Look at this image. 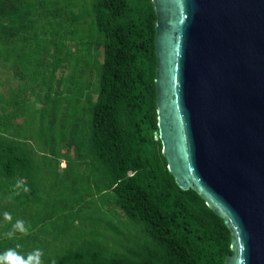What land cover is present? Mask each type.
<instances>
[{"label": "trees", "instance_id": "16d2710c", "mask_svg": "<svg viewBox=\"0 0 264 264\" xmlns=\"http://www.w3.org/2000/svg\"><path fill=\"white\" fill-rule=\"evenodd\" d=\"M86 1L76 14L71 0H0V58L11 64L13 74L22 81L21 91L31 87V93L43 104L39 118L45 127L40 137L49 143L52 155H59L54 151V126L58 123V136L74 149L73 160L97 166L96 194L101 197L103 191L111 190L128 219L141 226L146 241L127 254L108 258L93 244L53 259L56 264H224L231 254L229 231L195 192L176 186L161 155L160 142L154 138L156 17L151 0ZM86 17H90L89 29L71 50L66 41L73 42V26L86 22ZM89 46L95 51L102 49L101 61L94 54L90 65L86 58L85 70L97 81L94 102L89 101L87 85L76 79L80 77V55H86ZM62 65L76 70L63 82L58 80L53 90L55 73ZM65 81L74 83L70 91L65 89ZM36 84L44 87L42 95L34 91ZM60 87L70 96L71 113L65 115V124H59L56 117L63 95ZM17 95H11L9 101L0 98L2 105L14 108L12 114L2 113L0 139L19 135V126L10 125V117H19L21 109ZM82 98L86 105H79ZM64 161L67 163L62 168L66 170L70 159ZM30 163V157L18 146L0 142V192L5 188L14 191V179L26 178L29 191L21 188L15 197L23 196V202L30 203L36 192ZM15 217L8 220L11 226ZM27 220V234L36 229L47 232L48 228H37L40 222L30 224ZM6 229L0 228V254L22 241L8 238Z\"/></svg>", "mask_w": 264, "mask_h": 264}, {"label": "water", "instance_id": "95a60500", "mask_svg": "<svg viewBox=\"0 0 264 264\" xmlns=\"http://www.w3.org/2000/svg\"><path fill=\"white\" fill-rule=\"evenodd\" d=\"M168 173L222 219L224 264H264V0H151Z\"/></svg>", "mask_w": 264, "mask_h": 264}, {"label": "rangeland", "instance_id": "374dc122", "mask_svg": "<svg viewBox=\"0 0 264 264\" xmlns=\"http://www.w3.org/2000/svg\"><path fill=\"white\" fill-rule=\"evenodd\" d=\"M71 2L74 4L72 10L76 14L82 9L83 2L88 3L86 0H71ZM85 21L73 26V42L66 41L65 44L67 46L69 44L71 50L77 45L79 37H83L89 29L90 17H86ZM69 36L70 34H67V37ZM65 48L61 49V54ZM50 49L53 51L54 47L51 46ZM94 54L99 61L102 60V49L95 51L92 46H89L86 55H80L77 69L80 77L76 78L84 86L87 85L86 93L90 96V102L95 101L97 81L94 75H89L90 70H85V65L86 58H89L92 65ZM10 65V63L4 64L0 58V98L9 101L11 95L18 94L21 104V109H18L19 117L11 116L10 125L19 126V135L10 138L4 136L0 142L5 140L8 145L18 146L19 150L22 149L30 157L33 163H30L33 168L30 172L33 178L31 184L34 185L36 192H33L34 197L30 203H26L23 202V196L15 197L18 196L15 193L19 189L8 191L5 188L1 191L0 228H7L6 233L13 231V226L4 217L5 213H9L10 216L16 215L13 224L20 220L28 228L29 222L26 218H29L30 224L40 222V224L37 223V228H48V230L46 233L42 230L38 233L36 229L24 236L20 231H15L12 237L22 241H17V244L9 249L18 250L25 258L35 249H39L43 253L42 261L45 264L47 260L51 261L68 250L86 249L93 244L103 250V256L106 258L112 254H127L139 247L146 241L141 232V226L128 219L118 207L111 190L103 191L101 197L96 194L94 175L96 174L97 177L95 172L97 166L94 168L91 165H85L84 162L73 160L74 149L58 136V123L54 126V151L59 155H52L53 152L48 149L49 143L44 141L45 138L40 137L44 133L41 129L45 127L44 123L41 125L39 118V110L43 104L31 93V87L21 91L22 81L13 74ZM75 70L76 68L74 69L71 65H62L55 73V79L52 82L53 90L57 88L58 80L68 79ZM64 85L69 91L74 87V83L70 84L66 81ZM33 88L41 95L44 93V87L41 84H36ZM63 88H59L62 93L65 90ZM69 98L66 92L60 97V109L56 114L59 124H65L68 120L65 115L71 113V104L67 103ZM79 105H86V101L82 98ZM13 109L8 104L2 105L0 101V118L3 112L12 114ZM68 131H65L66 139L69 138ZM67 157L70 159V167L64 170L62 164L66 165L67 162L64 159ZM19 180L26 182V178L18 177L14 179V182ZM100 181L102 189H105V180L101 178ZM69 213H72L70 218ZM59 228H66V230L58 233ZM17 245L20 247L17 248Z\"/></svg>", "mask_w": 264, "mask_h": 264}, {"label": "clouds", "instance_id": "9594fccd", "mask_svg": "<svg viewBox=\"0 0 264 264\" xmlns=\"http://www.w3.org/2000/svg\"><path fill=\"white\" fill-rule=\"evenodd\" d=\"M23 188L24 192H28L29 189L24 185L22 180H19L14 185V189H21ZM15 194H19L17 191ZM5 220H11V216L9 213L4 214ZM15 231H20L22 233L27 234V228L24 226V222L17 220L16 223L13 225V231L6 233V235L11 238ZM20 245H17L19 248ZM43 253L39 249H35L33 252L29 253L27 257L20 255L15 249H8L4 253L0 254V264H43L42 261ZM51 264H56L55 259L51 261Z\"/></svg>", "mask_w": 264, "mask_h": 264}, {"label": "crops", "instance_id": "0c3cea01", "mask_svg": "<svg viewBox=\"0 0 264 264\" xmlns=\"http://www.w3.org/2000/svg\"><path fill=\"white\" fill-rule=\"evenodd\" d=\"M64 166H65V163L62 164V167H64Z\"/></svg>", "mask_w": 264, "mask_h": 264}]
</instances>
